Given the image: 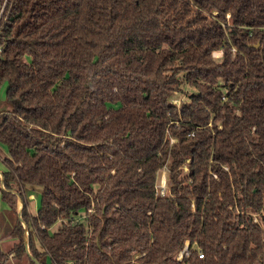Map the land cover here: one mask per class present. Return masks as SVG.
Here are the masks:
<instances>
[{"label":"trees","instance_id":"16d2710c","mask_svg":"<svg viewBox=\"0 0 264 264\" xmlns=\"http://www.w3.org/2000/svg\"><path fill=\"white\" fill-rule=\"evenodd\" d=\"M0 143V264H264V0H0Z\"/></svg>","mask_w":264,"mask_h":264},{"label":"rangeland","instance_id":"374dc122","mask_svg":"<svg viewBox=\"0 0 264 264\" xmlns=\"http://www.w3.org/2000/svg\"><path fill=\"white\" fill-rule=\"evenodd\" d=\"M215 53H216L215 56H217V54H219L218 52H215ZM191 92H192V89L189 86L184 85L182 90L176 93L173 101L175 103L179 104L181 101L187 99L188 96L191 94ZM5 94H6V87H3L2 92H1L2 100H3V104H2L3 109L9 108V105L6 102ZM3 158H5V155L0 150V168L4 170L6 168V166H5V163L3 161ZM162 172H163V174H162ZM162 175L166 176L167 190H168L169 181H168V170H167V168H164V170L160 171L159 177H161ZM30 198H31V206L30 207H31L32 212L35 213V211L38 210L40 203H41L40 192L35 191L34 194L30 196ZM17 209H18L19 213H21V210H22V201L21 200H18V202H17ZM16 218H17V214L8 206V204L2 202L1 211H0V235L2 238V240H1L2 241V247L6 252H10L12 250V248L14 247V245L19 242L18 237H13L10 235V232L12 231L13 227L15 226ZM21 220L23 221V223L26 222L23 217H21ZM25 228H26V230L24 231V236L28 240V231H27L26 223H25ZM10 263L11 264H28V260H27V257H23L22 260H18L14 257V253H10Z\"/></svg>","mask_w":264,"mask_h":264},{"label":"built area","instance_id":"2783aa9c","mask_svg":"<svg viewBox=\"0 0 264 264\" xmlns=\"http://www.w3.org/2000/svg\"><path fill=\"white\" fill-rule=\"evenodd\" d=\"M215 52H218L219 54H217V56H215ZM223 55V51L221 50H215L213 52V57L215 58H218V57H221ZM172 140H175V139H172ZM185 169L187 170L188 168L185 167ZM164 170V169H162ZM163 174V172H162ZM167 179H166V176L162 175L161 177H159V180H158V183H157V189H158V193L161 195V196H165L169 193V187H168V190H167ZM190 255V244H189V241L186 242L184 248L182 250H180V252L177 254L176 258L178 260H183L185 257H188ZM198 256L200 258H203L204 257V253L202 251H200L198 253Z\"/></svg>","mask_w":264,"mask_h":264},{"label":"water","instance_id":"95a60500","mask_svg":"<svg viewBox=\"0 0 264 264\" xmlns=\"http://www.w3.org/2000/svg\"><path fill=\"white\" fill-rule=\"evenodd\" d=\"M0 174H1V176H2V172L0 171ZM26 223V222H25ZM24 223V224H25ZM25 237V236H24ZM25 245H26V250H27V253L33 258V259H35V261H37L36 260V258L31 254V252H30V250H29V245H28V240L26 239V237H25ZM38 262V261H37Z\"/></svg>","mask_w":264,"mask_h":264},{"label":"crops","instance_id":"0c3cea01","mask_svg":"<svg viewBox=\"0 0 264 264\" xmlns=\"http://www.w3.org/2000/svg\"><path fill=\"white\" fill-rule=\"evenodd\" d=\"M0 150L4 153L5 157L8 156V150L7 147H5L4 144L0 143ZM0 171L2 172L3 169L0 168Z\"/></svg>","mask_w":264,"mask_h":264}]
</instances>
